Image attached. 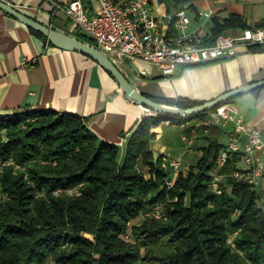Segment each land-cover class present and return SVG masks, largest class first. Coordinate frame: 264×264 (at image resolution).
<instances>
[{"label":"trees","instance_id":"obj_1","mask_svg":"<svg viewBox=\"0 0 264 264\" xmlns=\"http://www.w3.org/2000/svg\"><path fill=\"white\" fill-rule=\"evenodd\" d=\"M159 1L172 12L193 0ZM237 26L247 27L241 16L216 19L212 36L200 44L212 45ZM155 100L179 107L203 102ZM207 113L150 111L123 145L100 139L72 112L0 115V264H264V189L231 175L238 156L221 169L224 192L211 189L224 146L216 124L207 132L201 126L202 155L172 185L162 157L154 158L150 142L161 120L182 123ZM157 203L164 204V217L146 216L130 226Z\"/></svg>","mask_w":264,"mask_h":264},{"label":"crops","instance_id":"obj_2","mask_svg":"<svg viewBox=\"0 0 264 264\" xmlns=\"http://www.w3.org/2000/svg\"><path fill=\"white\" fill-rule=\"evenodd\" d=\"M7 1L41 22L67 31L64 13L52 14L55 3L64 0ZM94 2L87 0L91 13L96 8ZM150 7L160 19L161 28L169 26L177 32L167 18L177 10L168 12L166 4L159 0L151 1ZM184 10L190 16L187 33L202 31L199 43L212 36L216 19L241 16L247 27H230L222 33L234 36L264 21V0H193ZM200 11L211 13L202 15ZM118 66L140 91L154 99L207 101L237 86L264 79V43L251 47L239 41L233 57L182 66L168 76L156 64L137 59L125 58ZM255 90L236 96L232 103L238 114L261 128L264 138V86ZM33 109L76 113L86 118L88 127L100 139L120 145L126 143L138 121L150 113L127 98L113 76L92 58L54 45L0 9V113ZM199 120L173 123L163 119L153 128L156 135L150 142L151 150L162 157L173 181L180 172L187 174L207 144ZM216 125L225 145L234 122ZM175 160L180 162L179 171L172 165ZM259 188L264 189V184Z\"/></svg>","mask_w":264,"mask_h":264},{"label":"built area","instance_id":"obj_3","mask_svg":"<svg viewBox=\"0 0 264 264\" xmlns=\"http://www.w3.org/2000/svg\"><path fill=\"white\" fill-rule=\"evenodd\" d=\"M98 7L91 13L87 0H64L56 2L53 15L64 13L67 31L82 39L105 54L119 65L123 59H137L156 64L164 75H173L180 67L233 57L239 41L245 44L264 43V29L245 28L240 35L221 34L212 45H201L198 41L201 30L187 33L190 16L180 9L167 16L168 23L173 22V32L161 28L158 16L151 10V1L158 0H94ZM202 15L211 12L200 11ZM145 71H143L144 73ZM1 115V113H0ZM233 121L234 129L227 143L218 153L212 171L211 189L222 194L223 174L221 169L230 158L238 156L237 167L232 176L254 187L264 184V138L260 127L254 125L232 102H224L208 111L200 118L199 124L208 131L211 124ZM8 163H14L12 159ZM4 163H0V171ZM175 171H179L180 162H172ZM242 165V166H241ZM19 167V164L15 165ZM172 185L173 180L167 179ZM146 216L161 218L165 216L164 204L157 203L144 213Z\"/></svg>","mask_w":264,"mask_h":264},{"label":"water","instance_id":"obj_4","mask_svg":"<svg viewBox=\"0 0 264 264\" xmlns=\"http://www.w3.org/2000/svg\"><path fill=\"white\" fill-rule=\"evenodd\" d=\"M0 9L15 17L35 31L40 32L54 45L62 49L78 51L89 56L113 76L127 98L158 114L172 115L175 117H186L188 115L210 111L228 99L264 86V79L252 81L230 89L213 99L188 107H179L176 105L162 103L140 91L107 54L92 44L75 37L64 30L57 29L51 25L41 22L40 20L19 10L7 0H0ZM153 154L156 160L157 155L155 153Z\"/></svg>","mask_w":264,"mask_h":264},{"label":"rangeland","instance_id":"obj_5","mask_svg":"<svg viewBox=\"0 0 264 264\" xmlns=\"http://www.w3.org/2000/svg\"><path fill=\"white\" fill-rule=\"evenodd\" d=\"M94 4H95V7H98V3H97L96 1L94 2ZM1 137H4V134H3V133L1 134ZM241 166H242V165H241ZM140 168H141L143 171H145V173H146L147 168H146L145 166H143V165L140 164ZM145 217H146V215H145L144 213H142L139 217L133 219V220L130 222V226H132V225H134V224H139L140 222L143 221V219H144ZM87 236L90 237V238L92 237V236L89 235V234H87Z\"/></svg>","mask_w":264,"mask_h":264}]
</instances>
